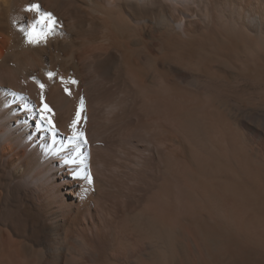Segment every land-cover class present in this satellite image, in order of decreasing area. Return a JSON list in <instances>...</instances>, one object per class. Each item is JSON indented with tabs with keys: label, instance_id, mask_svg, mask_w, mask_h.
I'll return each instance as SVG.
<instances>
[{
	"label": "clouds",
	"instance_id": "clouds-1",
	"mask_svg": "<svg viewBox=\"0 0 264 264\" xmlns=\"http://www.w3.org/2000/svg\"><path fill=\"white\" fill-rule=\"evenodd\" d=\"M255 3L0 0V10L42 6L62 33L38 49L0 30V88L38 104L35 76L61 127L79 113L89 172L77 209L56 191L57 161L14 177L4 149L22 135L0 112V264H49L53 205L66 222L62 264H264V141L248 134L264 132Z\"/></svg>",
	"mask_w": 264,
	"mask_h": 264
},
{
	"label": "bare ground",
	"instance_id": "bare-ground-1",
	"mask_svg": "<svg viewBox=\"0 0 264 264\" xmlns=\"http://www.w3.org/2000/svg\"><path fill=\"white\" fill-rule=\"evenodd\" d=\"M38 3V0H28V4ZM251 7L255 8V0H252ZM12 12L10 25L6 23L9 12ZM43 8L39 11H28L27 9L16 11L10 9L0 10V30L10 27L11 31L17 32L24 43L30 41L33 47L45 49L55 38L62 35L57 28L50 33L49 21L43 19ZM50 36L48 37V35ZM48 37V38H47ZM47 68V64L45 65ZM36 86L40 88V101L36 104L32 98L25 93L15 89L0 88V112H5L8 116L9 131L22 135V140L17 142L15 139L9 141L5 147V156L9 161V170L13 176L19 178L32 164L39 160L41 165L46 161H57V169L53 176L56 191L63 202L73 209H77L82 201L89 194L86 154H82L78 136L83 129L78 128L77 124L82 117H76V124H71L67 129L57 123L55 111L52 110L46 115L51 118L55 128L49 125L47 119H42V108L48 104L44 96V88H41V81L33 76ZM70 81L65 80L64 86L67 87ZM46 87V86H45ZM49 125V127L47 126ZM58 130V132H56ZM256 142L264 141V132L259 129H251L248 133ZM0 143L3 138L0 137ZM65 195L63 190L66 189ZM66 193L70 196L67 197ZM67 197V198H66ZM68 200V201H67ZM66 227L64 215L55 205L48 208L44 216V236H45V255L49 264H62V244L63 232ZM14 239H19L17 233L9 228ZM243 241V236H241Z\"/></svg>",
	"mask_w": 264,
	"mask_h": 264
},
{
	"label": "snow or ice",
	"instance_id": "snow-or-ice-1",
	"mask_svg": "<svg viewBox=\"0 0 264 264\" xmlns=\"http://www.w3.org/2000/svg\"><path fill=\"white\" fill-rule=\"evenodd\" d=\"M35 8H36V10H38L39 9V5H36ZM43 19H47L48 20L49 19V16L47 14L46 15H43L42 20ZM49 75L51 76V74H49ZM40 87L43 88L44 85L41 84ZM41 111L43 113L42 116H41V118L42 119H47L49 125H51L53 128H55V125L53 124V121L51 120V118L46 115L48 112H51L52 111L51 108H49V106L47 104H44ZM77 117H80L79 113H78ZM77 122L78 121L76 120V121L73 122V124H76ZM80 135H83V134L80 133Z\"/></svg>",
	"mask_w": 264,
	"mask_h": 264
},
{
	"label": "rangeland",
	"instance_id": "rangeland-1",
	"mask_svg": "<svg viewBox=\"0 0 264 264\" xmlns=\"http://www.w3.org/2000/svg\"><path fill=\"white\" fill-rule=\"evenodd\" d=\"M56 132H58V131H56ZM65 188H66V189H62L63 192H64L63 195H65V192L67 191V186H65ZM66 196L69 197L70 195L66 193ZM67 197H66V198H67ZM67 201H68V200H67Z\"/></svg>",
	"mask_w": 264,
	"mask_h": 264
}]
</instances>
